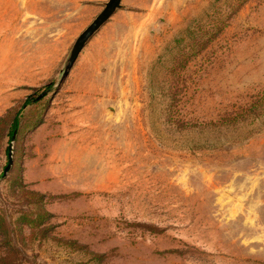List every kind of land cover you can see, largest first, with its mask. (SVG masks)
Returning a JSON list of instances; mask_svg holds the SVG:
<instances>
[{
    "label": "rangeland",
    "instance_id": "obj_1",
    "mask_svg": "<svg viewBox=\"0 0 264 264\" xmlns=\"http://www.w3.org/2000/svg\"><path fill=\"white\" fill-rule=\"evenodd\" d=\"M108 1L0 0V264H264V0H122L61 81Z\"/></svg>",
    "mask_w": 264,
    "mask_h": 264
},
{
    "label": "water",
    "instance_id": "obj_2",
    "mask_svg": "<svg viewBox=\"0 0 264 264\" xmlns=\"http://www.w3.org/2000/svg\"><path fill=\"white\" fill-rule=\"evenodd\" d=\"M122 0H109L102 12L94 19V21L81 33L77 38L75 45L73 47L68 65L62 75L61 81L69 74V71L73 67L79 53L85 47L87 42L93 37V35L107 22V20L113 15V13L121 6ZM15 136V135H14ZM13 151L12 146H10L9 152V163L5 168V173L9 171L13 164Z\"/></svg>",
    "mask_w": 264,
    "mask_h": 264
},
{
    "label": "trees",
    "instance_id": "obj_3",
    "mask_svg": "<svg viewBox=\"0 0 264 264\" xmlns=\"http://www.w3.org/2000/svg\"><path fill=\"white\" fill-rule=\"evenodd\" d=\"M30 97L27 98V100L25 101V104H29L30 103ZM12 114V113H11ZM0 124H1V121H0ZM18 126H19V118H18V114L15 113V118L14 120L12 121V125H11V129H10V132H9V135L11 137V140L13 139L14 135L17 133V129H18ZM1 218V216H0ZM1 226V225H0ZM1 228V227H0ZM2 231V229H0ZM3 232V231H2ZM5 234V233H4ZM6 235V234H5ZM7 236V235H6ZM4 260H7V259H4ZM4 264H13V263H10V262H7L5 261Z\"/></svg>",
    "mask_w": 264,
    "mask_h": 264
},
{
    "label": "crops",
    "instance_id": "obj_4",
    "mask_svg": "<svg viewBox=\"0 0 264 264\" xmlns=\"http://www.w3.org/2000/svg\"><path fill=\"white\" fill-rule=\"evenodd\" d=\"M31 178V177H30ZM35 179H31V181L30 182H33Z\"/></svg>",
    "mask_w": 264,
    "mask_h": 264
}]
</instances>
